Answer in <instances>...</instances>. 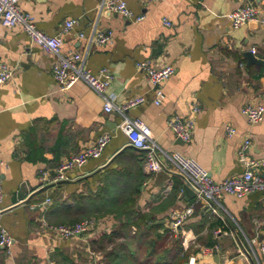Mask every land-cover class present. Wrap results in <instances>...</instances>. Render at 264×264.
<instances>
[{"label":"crops","instance_id":"obj_1","mask_svg":"<svg viewBox=\"0 0 264 264\" xmlns=\"http://www.w3.org/2000/svg\"><path fill=\"white\" fill-rule=\"evenodd\" d=\"M102 2L21 0L20 6L33 15L38 29L62 36L64 54L79 52L94 74L108 68L114 79L107 93L118 102L147 98V103L127 115L141 118L163 151H178L196 160L217 182L245 171L238 158L245 138L252 141L251 156L264 157V120L253 125L241 112L248 104L264 105V27L250 23L235 29L230 19L243 5L264 8V0H127L135 15H145L141 22L101 11ZM68 19L76 25L64 32ZM165 19L172 26H166ZM98 32L111 33L112 43H91ZM249 51L257 63L245 57ZM54 60L20 27L0 25V64L14 72L0 85L3 224L14 239L11 255L0 248V264H104L108 253L127 241L128 254L138 251L143 264L148 252L124 237L138 235L139 226H157L165 238L162 248L181 239L187 253L183 264L191 258L194 264L263 262L264 193L244 199L225 195L217 213L199 203L182 233L175 232L176 215L193 200L182 192V174L162 157L172 174L169 180L150 176L145 152L129 145L119 128L122 117L106 113L102 99L84 81L62 91L52 75ZM144 60L175 68L160 86L165 95L160 105L154 103L156 88L137 69L136 64ZM195 106L201 112L195 117L192 141L184 143L167 123L174 116H192ZM226 125L235 127L237 134L228 137ZM104 133L112 139L100 158L68 171L63 182L43 185L41 172L53 174L74 153L94 146ZM115 189L127 200L108 203ZM121 211L126 214H118ZM93 217L97 219L94 232L71 239L49 233L43 225V221L58 226ZM218 220L226 230L211 228ZM255 239L254 253L250 244Z\"/></svg>","mask_w":264,"mask_h":264},{"label":"built area","instance_id":"obj_2","mask_svg":"<svg viewBox=\"0 0 264 264\" xmlns=\"http://www.w3.org/2000/svg\"><path fill=\"white\" fill-rule=\"evenodd\" d=\"M148 2H158L160 0H146ZM21 0H0V25L6 29L20 27L28 38L38 45L46 53L55 57L52 64V75L62 91H69L80 81L86 82L102 99L103 109L106 113H117L122 117L119 125L120 130L126 135L128 144L145 152V168L147 173L154 177L163 171L162 157L172 162L182 174L187 185L194 193L195 198L188 204L183 213L175 217L174 230L178 233V227H182L185 220L195 212L196 205L206 203L213 210L218 212L221 206V199L225 195L244 199L253 193H264V157L255 158L251 156L252 141L245 138L238 150V158L243 164L245 171L241 175L215 181L209 172L203 168L196 160L183 155L178 151H163L156 143L151 128L141 118H129L127 113L138 106L147 103V98L138 96L129 98L123 102H118L116 97L107 93V89L113 82V74L108 68H102L97 74H94L86 66L85 58L79 52L64 54V40L61 35H48L38 29L35 18L30 13L21 9ZM107 10L110 13L120 15L121 17L133 21L141 22L145 19L144 14L135 15L128 7L127 0H103L101 11ZM233 28L239 29L250 23H255L264 27V8L254 5H243L230 14ZM164 24L168 27L172 23L165 19ZM76 25V21L68 19L64 23L63 31H71ZM81 38L84 37L80 34ZM91 43L98 45L111 44L113 37L111 33L104 34L98 32L91 37ZM254 52V50L252 51ZM137 69L147 75L150 83L156 88V97L154 103L160 105L165 98L160 86L169 80L175 73V68L171 65L155 66L150 60L140 61L136 64ZM13 69L6 64H0V85L5 84L13 77ZM201 112L198 106L193 107V115L188 118L174 116L168 120L167 126L174 135L184 143H190L193 138V132L196 124V115ZM249 123L258 124L264 120V105L248 104L241 110ZM225 132L228 137L237 134L235 127L225 126ZM112 135L104 133L98 137L94 146L86 147L69 157L53 174L43 171L40 175V181L43 185H50L63 181L68 171L82 168L91 159L100 158L110 143ZM163 164V165H162ZM5 162L2 157L0 144V248L4 249L8 255H11L14 246V239L3 224L5 208L3 207L4 189H3V170ZM167 168V167H166ZM184 193V190H182ZM51 199L47 198L46 203ZM45 229L52 234L63 239L88 235L94 232L97 226L96 218H87L79 222L67 225H50L43 221ZM217 231V233H220ZM256 239L250 244L251 252L255 253L254 244ZM217 250V247L214 249ZM260 251L264 256V245L260 246ZM195 258H191L189 264H194ZM259 264H264L259 262Z\"/></svg>","mask_w":264,"mask_h":264},{"label":"trees","instance_id":"obj_3","mask_svg":"<svg viewBox=\"0 0 264 264\" xmlns=\"http://www.w3.org/2000/svg\"><path fill=\"white\" fill-rule=\"evenodd\" d=\"M138 171L141 173V169H138ZM113 184L114 183H112V185ZM113 192H115V195H113L112 197H108V203L119 204L120 202L127 200L126 197L117 195L119 193V190L115 189L113 190ZM120 213L126 214L123 211L119 212L118 214ZM127 226L131 227L132 224H127L125 228H127ZM219 226L223 227V230H226L227 228L220 220L214 222V224L211 225V228H216ZM139 227L137 229L139 231L138 235H125L124 237L126 239L130 238L131 241L137 242L138 246L140 245L148 252L143 264H183L187 259V253L186 251H184V248L181 244V239L174 240L169 248H162V244H160V242H165V238L160 235L159 228L157 226H147L145 228ZM109 237L112 236L110 235ZM213 245L214 243L208 244V246ZM129 248L130 244L128 241L116 245V247H114L113 250L108 253V261L104 264H141L139 263V256L137 255L138 251L129 255L127 252Z\"/></svg>","mask_w":264,"mask_h":264},{"label":"water","instance_id":"obj_4","mask_svg":"<svg viewBox=\"0 0 264 264\" xmlns=\"http://www.w3.org/2000/svg\"><path fill=\"white\" fill-rule=\"evenodd\" d=\"M245 57L248 59L249 62H251V63H257V59L253 55L252 52H250V51L249 52H246L245 53ZM140 151H142V150H140ZM163 168H164V170L161 171V172H159L157 174V180H162L163 182H166V181L169 180V175H172V174L167 170V168L164 165H163ZM63 181H65V180H63ZM63 181H59L58 183L63 182ZM58 183L50 184L48 186H53V185H56ZM183 190L185 191V193L187 195L190 196L191 199H194L195 198V193L187 185H184ZM177 229H178V233L181 234L182 233V227H178Z\"/></svg>","mask_w":264,"mask_h":264}]
</instances>
